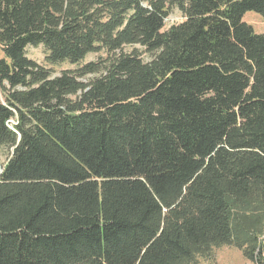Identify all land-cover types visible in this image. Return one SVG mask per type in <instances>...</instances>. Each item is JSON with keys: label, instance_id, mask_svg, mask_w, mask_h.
<instances>
[{"label": "trees", "instance_id": "16d2710c", "mask_svg": "<svg viewBox=\"0 0 264 264\" xmlns=\"http://www.w3.org/2000/svg\"><path fill=\"white\" fill-rule=\"evenodd\" d=\"M248 11L264 0H0V264L211 263L222 246L264 264ZM38 45L50 64L106 56L52 76Z\"/></svg>", "mask_w": 264, "mask_h": 264}, {"label": "rangeland", "instance_id": "374dc122", "mask_svg": "<svg viewBox=\"0 0 264 264\" xmlns=\"http://www.w3.org/2000/svg\"><path fill=\"white\" fill-rule=\"evenodd\" d=\"M143 1L144 3H147V0H143ZM243 19L244 21L249 23L256 32L264 33V18H262L259 14L252 11H248L245 13ZM182 20H183L182 14L177 9L174 8L172 9L168 17L165 19V28H167L169 25L173 23H179ZM130 49L131 47L125 48L126 51H129ZM25 51H26V56L28 58L48 68L52 76L58 75L63 70H74L77 67L82 66L84 63H87L89 61H98L100 58H104L106 56L105 52L99 51V52L87 54L85 58L77 64H72L69 62L50 64L49 62L46 61L47 52L42 45L27 46ZM0 56H2L1 51H0ZM142 57L144 58V60L149 59V55H147V53H143ZM92 77H94V74H87L82 79L83 81H87ZM10 153H11V149H8L6 147L0 148V169L2 168V165L5 163L7 158L9 157ZM198 264H252V263L246 260L242 256L240 250H238L237 248L233 246H222L214 249L213 262L210 263L206 259L200 258L198 260Z\"/></svg>", "mask_w": 264, "mask_h": 264}, {"label": "water", "instance_id": "95a60500", "mask_svg": "<svg viewBox=\"0 0 264 264\" xmlns=\"http://www.w3.org/2000/svg\"><path fill=\"white\" fill-rule=\"evenodd\" d=\"M2 169V168H1ZM1 169H0V172H1Z\"/></svg>", "mask_w": 264, "mask_h": 264}]
</instances>
